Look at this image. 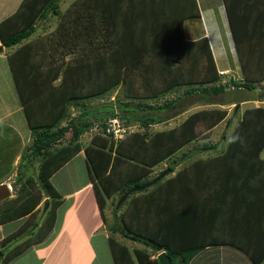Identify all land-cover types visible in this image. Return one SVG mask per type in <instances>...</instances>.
<instances>
[{
  "label": "trees",
  "instance_id": "1",
  "mask_svg": "<svg viewBox=\"0 0 264 264\" xmlns=\"http://www.w3.org/2000/svg\"><path fill=\"white\" fill-rule=\"evenodd\" d=\"M79 2L94 7L99 12L101 46L105 49L99 57L96 56L99 61L92 60L91 56L85 54V64L82 69L79 65L78 72L76 55L69 62L63 60L67 52L75 53V42L69 40L68 43L60 34L63 23L65 24L68 16L76 10L77 1L62 14L60 0H23L13 15L0 22L2 42L6 47H12L22 43L35 32L39 19H46L50 14L60 19L53 33L20 47L16 50V56L14 53L8 55L12 73L15 75L16 88L32 130L33 141L27 149L26 157L29 161L25 168L23 167L24 170L19 167L23 171L19 170L18 173L14 186L15 196L0 201V226L27 217L16 232L1 241L6 252H3L0 246V264H8L33 245L39 244L55 228L63 196L53 185L51 178L83 150L104 218L108 202L114 196L120 199L133 187L149 182L166 169L169 173L163 179L142 191L132 192L127 199L132 197L137 200L143 196L146 202L157 206L164 194L198 191L203 186V182L198 179L204 175L211 176L214 172L220 176H233L232 184L240 185L235 192L247 194L251 191L250 186L258 183L263 185L261 189H264V106L249 107L244 111L231 134L228 147L221 153L197 158L175 175L173 172L176 167L169 165L158 175L151 176L154 168L200 136L199 124L205 126V134L209 133L226 119L228 110L208 108L193 112L176 126L160 132H149L151 125L180 115L198 103L231 104L256 99L244 93L258 89L257 85L264 81V71L247 70L245 61L248 67H251L252 58L245 53L243 45L255 44L258 40L241 38L242 33L237 28L243 29L245 19L250 21L247 25L252 27L254 21L250 16L234 11L226 0L234 41L244 66V79L241 82L224 83L216 67L209 39L203 34L192 39L187 36L188 21H198L202 26L197 0H78ZM255 58L261 59L262 62L258 65L264 66V56L257 55ZM139 64L143 65V72L136 71ZM37 65L43 68L36 71L34 68ZM135 73H138L135 76L140 77L141 85L146 86V91L140 93V90L134 88L132 77ZM61 74V82L53 84ZM35 75L43 80L49 79L51 85L31 87L27 82ZM77 75L83 78L77 79ZM119 86L122 90L116 100V106L114 102H110L104 111L98 110L94 117L87 115L89 110L85 101L101 97ZM182 88L185 89L184 92L176 95L174 99L164 98L163 102H159L163 96L175 94ZM45 91L47 97L36 98L34 92ZM226 95L228 97L225 99ZM123 96L130 100H122ZM219 96L224 98L216 99ZM260 97L259 100L264 101V96ZM150 100L153 102L149 103ZM78 105L84 110L80 115L71 116V107ZM44 108L49 115V110L51 114L55 113V117L44 118ZM170 111L173 116L170 114V117H167L164 113ZM68 117L69 122L57 128ZM112 117H120L126 124L140 123L144 131L131 132L123 139L115 140L106 132V123ZM235 117L233 113L227 119V127L233 124ZM96 123L100 124L101 131L85 144L82 136ZM203 132L201 131V134ZM202 149L209 151L216 150L217 147L210 144ZM189 152L194 151H186L180 157L182 162L190 158L187 156ZM24 157L23 155L21 161ZM230 157L232 162L227 160ZM34 162H38L37 176L30 172ZM27 170L29 173H26ZM25 174L27 176H24ZM248 175L259 178L250 183L243 180ZM186 185L187 188H183ZM159 192L163 194L160 195ZM152 193L154 194L151 195ZM45 197H48V201L42 207L40 204ZM125 202L126 200L122 205L116 203L115 211L124 206ZM197 208L201 213L196 217V223L201 226L204 224V206L200 207L198 204ZM189 211L193 215V211L184 205L175 216L171 215L165 222L168 228L178 222L185 245L165 243L161 235L157 236L149 219L143 221L137 212H132L130 218L129 209L121 212L118 221L111 226L112 231L119 233L123 238L143 242L146 246L131 249L124 241L111 234L109 245L115 263L160 264L158 257L153 256L157 251L164 249L173 264H189L192 257L202 249V246L192 245V241L190 242ZM40 212L41 217L36 219ZM34 219L35 222L30 223ZM140 219L143 224L139 223ZM14 239L21 241L9 248L8 245L12 244ZM252 258L259 264L256 258Z\"/></svg>",
  "mask_w": 264,
  "mask_h": 264
},
{
  "label": "crops",
  "instance_id": "2",
  "mask_svg": "<svg viewBox=\"0 0 264 264\" xmlns=\"http://www.w3.org/2000/svg\"><path fill=\"white\" fill-rule=\"evenodd\" d=\"M22 1L23 0H17V2L16 0H0V22L13 15ZM75 1H77V8L68 16L65 24L63 23V29L60 34L68 43L69 40L75 42L76 49L73 51L75 53L67 52L63 60L64 62H69L71 58L76 55L78 61L76 64V71L78 72V69H80L79 65L82 69L85 64V54L91 56L92 60L99 61L96 56L99 57L102 53L101 50L105 49V47L102 48L101 46L102 31L99 27L101 24L100 16L99 12L96 11L94 7H88L83 3H78V0H60V2L63 3V7L61 8L62 14L65 13ZM197 1L201 13V32L209 39L216 67L222 75V82H241L244 79V66L234 41L228 18L226 0ZM227 2L231 4L234 11L237 10L239 11L238 13L242 15L250 16V19L254 21L251 27V25H247L250 21L245 19L243 20L245 23L243 29L237 28L239 32L242 33L240 36L241 38L258 40L255 44L245 43L243 45L245 53L252 58L250 61L251 67H248L245 61L247 70L260 69V71H264V66L258 65L262 60H257L255 58L257 55L264 56V0H227ZM51 20L54 21V26L48 30L46 29L47 27L44 26L46 23H50ZM59 20L58 16L51 14L46 19H39L36 22L35 32L22 43L12 47H6L0 36V46L4 47L2 51L4 54L0 57L8 61V55L10 53H14L16 56V50L20 47H24V45L32 41L50 35L56 29ZM189 22L196 21H188L187 31L190 28ZM222 33L225 34L226 38L231 43L229 49H226L227 43L226 41L224 42V37L222 38L221 35ZM202 34L190 38H197ZM261 42L262 44L260 45ZM39 44H41V42ZM7 48H10V50L6 53ZM230 55H234L237 58L236 69L230 66ZM8 65L12 76V89H10L8 94L3 89L6 83L3 84L0 81V183H7L14 189L19 170L22 172L25 168L24 167L23 170L18 168L23 156V149L32 143L33 135L16 88L15 75L12 73L9 61ZM42 68V66L37 65L34 69L39 71ZM47 69L49 70L50 67ZM233 72L236 73L227 79L223 78V76L230 75ZM36 76L37 75L30 77L27 84L34 88L42 85H51V83L48 82L49 79L43 80ZM80 76L77 75V79H79ZM82 78L83 76L80 79ZM61 79L62 74L53 84H59ZM94 85L95 84H92V86ZM180 90L181 93L179 94H182L185 89L182 88ZM259 90L258 88L256 92L251 94L252 98H256L253 100L231 104H222L223 102L220 104L198 103L190 107L189 110L184 113H193L200 108H211L212 105L221 109H229L230 106L233 105V108H235L236 120L237 115H239V119L247 109V107L243 108L245 103L251 104L253 102H258L256 106L251 104L250 107L264 106V103L262 105L259 104L260 101L264 102L259 100L261 98V95L257 94ZM34 94L36 98L47 97L46 91L42 93L34 92ZM48 104L49 106L51 105V103ZM237 104L239 106L238 109H236ZM42 111L45 112L44 118H49V116L50 118L55 117L53 116L55 113L51 114V110H49L50 115L46 108ZM238 112H240V114H238ZM69 119L70 117L64 119L57 128L65 126L69 122ZM227 119L228 117H226L225 120ZM6 136H10V139L8 141H3ZM9 145H11V147ZM215 145L217 151L222 147V145ZM227 147L228 143L221 152ZM202 148H204V146H202ZM202 148L201 150L199 148H197V150L195 149L199 154V158H207L221 153L218 152L210 155ZM191 150L192 149H188V151ZM195 151L189 152L187 156H190V158L184 161L187 163L179 159L180 167L177 166L175 168L176 171L173 172V175L186 164L195 160L191 159ZM180 152L182 157L186 151ZM227 160L228 162H232L233 159L230 157ZM72 163H80L82 168L84 167L86 176L77 175L76 171L66 173L65 171ZM153 170L157 173L158 169L154 168ZM229 171L230 170L227 168V172ZM26 173H29V171L27 170ZM24 176L27 175L25 174ZM232 178L233 176H220L216 172L211 176L204 175L202 178L198 179L203 182V186L198 191L195 192L194 190H190L189 193H184L185 191H175L164 194L161 196L163 198L159 199L157 206H153V204L146 202V198L143 196H140L141 198L137 200L136 198L130 197L125 202L124 211L129 209L130 218L132 212H137L143 221L149 219V221L153 223L152 226L155 227L157 236L161 235L165 243L171 245H185L182 242L178 222L176 221L177 223L170 228H168L165 222L168 221L171 215L175 216L179 209L187 205L188 210L193 211V215H191L189 211L190 219H188V235L190 242L192 241V245L202 246V249L192 257L189 264H256L252 257L256 258L259 264H264V189H261L263 185H259V183L258 185L253 184V186H250V192L241 194L235 192L240 185H233ZM255 178L259 177L248 175L246 178H243V180L253 183L257 181ZM51 181L63 196V203L58 209L55 228L42 242L33 245L8 264L21 262L26 264L25 261L27 259L33 260L34 264H116L109 245V237L111 234L106 230V218L108 216L105 209L104 214L106 218H104L99 208L84 150L79 152L72 160L60 168L52 176ZM239 181L240 180H238V182ZM193 187L194 186H192V188ZM183 188H187V185ZM188 188H190V185ZM230 189H234V191H229ZM153 194L154 193L151 195ZM158 194L161 195L163 193L159 192ZM47 201L48 197H45L40 206L44 205ZM198 204H200V207L202 205L204 206V224L201 226L196 223V217L201 213L197 208ZM133 206L136 207V209L133 208ZM26 219L27 217L15 220L11 223L21 222V225L18 226V228H20L25 223ZM142 220L140 219V224H143ZM5 226L6 225L0 226V232L3 231L0 233V242L7 235L16 232L18 229L15 228L14 231L7 233L4 230ZM147 227H149V225H147ZM115 237L118 238L117 236ZM120 240L123 241V239ZM125 240L127 241L124 242L132 249L145 248L146 246L140 241H133L128 238ZM164 251L166 250L162 249L157 251L156 255L153 257H158V255Z\"/></svg>",
  "mask_w": 264,
  "mask_h": 264
},
{
  "label": "rangeland",
  "instance_id": "3",
  "mask_svg": "<svg viewBox=\"0 0 264 264\" xmlns=\"http://www.w3.org/2000/svg\"><path fill=\"white\" fill-rule=\"evenodd\" d=\"M16 2H17V0H16ZM62 7H63V3L60 2V8H62ZM194 23H196V24H194ZM199 24L200 23H198V21L189 22V27L190 28L187 31V36L188 37H196L198 34L199 35L202 34V32H201L202 26H199ZM53 26H54V21L51 20V22L50 23H46L44 27H47L46 29L50 30L51 28H53ZM194 29H195V31H194ZM221 35H222V38L224 37V42L226 41V43H227V48L226 49H229V47L231 45L230 41L226 38L224 33H222ZM261 44H262V42L260 43V45ZM8 50H10V48H7L6 53L8 52ZM103 51H104V49L101 50V52H103ZM3 54H4V52H0V56H3ZM229 60L231 61L230 66L233 69H236L235 68V66L237 64L236 56L230 55V59ZM137 67L138 68H137L136 71H142L143 72V70H144L143 65L139 64V65H137ZM235 73L236 72H233L230 75L223 76V78L227 79L231 75H234ZM135 75H138V73H135L133 75V77H132V78H134V81H133L134 82V88L140 90L139 91L140 93L143 90L146 91V86L144 84L141 85V83H140V77L139 76H135ZM0 81L3 84L6 83V85H5V87L3 89L8 94L10 89H12V76H11V71L9 69L8 61L6 59H2V57H0ZM131 82H132V80L130 81V83ZM128 86H129V84H127L126 87H128ZM126 87H125V90H126ZM257 88L260 89L259 91H257V94H260L261 96H264V82L258 84ZM121 90L122 89L119 86L117 89L112 90V91L106 93L105 95H103L101 97H94V98H91V99L85 101V103L87 105V108L89 110L87 112L88 113L87 115L90 114L92 117H94L95 114L98 113V110L104 111L105 108L108 107L110 102L111 103L114 102L113 104H114V106H116L115 103H116L117 98L119 97V94H120ZM253 92H256V91H252V92L249 91V92H246L244 94L249 96V95L253 94ZM179 93H181V90L177 91V93H175V94L170 93V94H168L166 96H163L161 99H159V102H163L165 100L164 98L174 99L175 96L178 95ZM227 97H228V95H226L225 99ZM223 98H224L223 96H219L216 99L222 100ZM122 100H126L127 101V100H130V99H127V98H125L123 96ZM131 100H133V99H131ZM133 102H137V101H133ZM148 102L151 103L153 101L150 100ZM263 103L264 102H261V101L259 102L260 105H262ZM251 104H253V106L254 105L256 106L258 104V102L257 103L253 102ZM251 104L250 103H245L243 108H246V107L248 108V107L251 106ZM208 108H210V107H207L205 109H208ZM211 108H219V107H217L215 105H212ZM203 109L200 108V109H197V111H200V110H203ZM83 110L84 109H83V107L81 105L80 106L79 105L78 106H72L71 110H70V113H71L70 115L73 116V117L77 116V115H80L81 111H83ZM225 110H228V115H227L228 118L231 117L233 115V113H235V108H233V105L230 106L229 109H225ZM172 113L173 112L170 111V112H167V113H164V114L167 117H170V114H172ZM190 114H192V113H187V114L184 113L181 116L177 115L175 117L172 114V116H173L172 118H168V119L164 120L161 123H157L155 125H151L148 128V130H149V132L153 133V132H160V131L172 128V127L176 126L177 124H179L180 122H182L183 120H185ZM238 114H240V112H238ZM238 117H239V115H237L236 120H234L233 124L230 127H227V120H224L221 124H218V126H215L211 131H209V133H206V134H205V132H203V131H205V126L204 125L201 126V124H199L198 130L200 131V136L195 141L190 143L189 145H186L183 148H181L180 151H184V150L188 151V149H192V151H195V149L197 150V148H199L201 150L202 146H208L210 144H218V145H222V147H221V149L219 151H217V150H209V151H206V152L209 153L210 155L218 153V152H221V150L225 147V145L228 143V141H229V139L231 137V134H232V132H233L238 120H239ZM112 118H114V117H112ZM108 122H109V120L107 121L106 124H108ZM121 123H122V128L123 129H122L121 132L119 131V135L117 137H115V134H114V136H113V134H111V137L113 139H115V140H121V139H123L126 136V134L131 133V132H136V131H139V130L140 131H144V128L140 125V123L126 124L122 120H121ZM100 131H101V126H100V124L96 123V125L92 129L88 130L82 136V141L85 144L89 143V141L91 140V137L93 135H95L97 132H100ZM201 131L203 132L202 134H201ZM106 132H107V130H106ZM9 139H10V136H6V137H4L3 141H8ZM9 146L11 147V145H9ZM30 146H31V144H29V146H26L23 149V155L25 157L20 162V165H19L20 168H23L24 165L29 161L28 157H26V156L28 154L27 148L30 147ZM180 151L176 152L173 156H171L169 159H167L166 161L162 162L158 167H156L158 169L157 173H160L162 170L168 168L169 165H173L175 167H177V166L180 167V165H179V159L181 157V152ZM262 156L264 157V150L262 152ZM196 158H199V154H198V152L195 151V154L192 156L191 159H196ZM184 163H187V162H184ZM37 166H38V162L32 163V171H30V172L33 173L32 175H34V176H37ZM75 171L77 172V175H85L86 176V173L84 171V167L82 168V165L80 163H72V164H70L65 172L66 173L67 172L72 173V172H75ZM157 173L153 170L151 176H156V175H158ZM14 190H15V188L14 189L12 188V193H11L10 197H14V194H15ZM123 196H124V194L121 196V198ZM121 198L119 199L118 196H114L113 199L108 202V207L106 208V214L108 216L106 218V224H107L106 225V230L109 232V234H113V235L117 236L119 239H123V241H127V240H125L126 238H123L119 233H114L112 231V229H111V226H113L114 223H116L118 221V219H117L118 216L121 214V212L124 211V206L120 207L117 212L115 211V209L117 208L116 203L119 205V202H120ZM117 199H119V200L117 201ZM125 200H127V198ZM42 207H43V205H42ZM42 212H40L37 215L36 219L41 217ZM36 219L32 220L30 223H34ZM19 225H21V222L9 223V224H7L4 227V230L8 233L10 231H14L15 228L17 229ZM1 232H3V231H1ZM25 234L27 235V232H25ZM20 241L21 240L16 241V239H14L12 244L8 245V247L11 248V246L15 245V243H19ZM2 245H1V242H0L1 249H3V252H6L5 247H3ZM25 262H26V264H34V261L31 260V259H27ZM16 264H23V263L21 262V263H16Z\"/></svg>",
  "mask_w": 264,
  "mask_h": 264
},
{
  "label": "water",
  "instance_id": "4",
  "mask_svg": "<svg viewBox=\"0 0 264 264\" xmlns=\"http://www.w3.org/2000/svg\"><path fill=\"white\" fill-rule=\"evenodd\" d=\"M3 49H4V47L0 46V52H2ZM238 107L239 106L237 104L236 109H238ZM168 173H169V170L167 169L164 172H162L161 174H159L158 176H156L154 179L150 180L149 182H147L143 185L133 187L132 189L127 191L126 194H124V196L121 198V200L119 202V205H121L132 192L142 191V190L154 185L156 182L163 179ZM11 193H12V186L11 185H9L7 183H0V201L11 196ZM1 257H2V254L0 253V259H1ZM158 259H159L160 264H173L171 257L166 253V251L160 253L158 255Z\"/></svg>",
  "mask_w": 264,
  "mask_h": 264
},
{
  "label": "built area",
  "instance_id": "5",
  "mask_svg": "<svg viewBox=\"0 0 264 264\" xmlns=\"http://www.w3.org/2000/svg\"><path fill=\"white\" fill-rule=\"evenodd\" d=\"M120 118L119 117H114V118H111L109 119V122L107 124V132L111 135L115 134V137H117L119 135V131L121 132L122 131V123H121V120H119Z\"/></svg>",
  "mask_w": 264,
  "mask_h": 264
}]
</instances>
